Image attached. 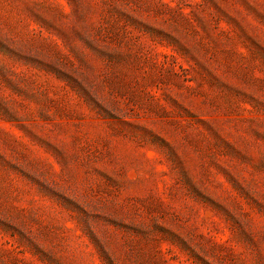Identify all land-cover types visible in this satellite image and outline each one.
Segmentation results:
<instances>
[{"label": "rangeland", "instance_id": "rangeland-1", "mask_svg": "<svg viewBox=\"0 0 264 264\" xmlns=\"http://www.w3.org/2000/svg\"><path fill=\"white\" fill-rule=\"evenodd\" d=\"M0 264H264V0H0Z\"/></svg>", "mask_w": 264, "mask_h": 264}]
</instances>
